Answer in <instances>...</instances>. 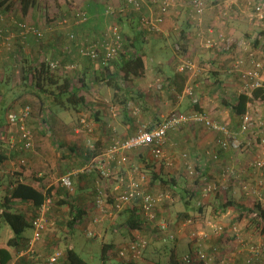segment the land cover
Wrapping results in <instances>:
<instances>
[{"label": "rangeland", "instance_id": "374dc122", "mask_svg": "<svg viewBox=\"0 0 264 264\" xmlns=\"http://www.w3.org/2000/svg\"><path fill=\"white\" fill-rule=\"evenodd\" d=\"M188 1L189 0H173V3L169 7L168 15L165 21L163 22L165 23L167 20L169 22V24L166 25L165 29L162 31V28H161V26L163 25L162 23L159 26L160 29L153 30V31H147L148 33L144 35V36H168L169 40L167 41V45H166L167 47L163 49L159 44H157V48L161 49V54L163 56L165 54H168V55L173 54L175 56L177 55L178 58L175 59L177 60L176 66L182 64L183 62H187V61L192 62V59L196 58L195 55H192L191 58L183 57V54L180 55L182 49L180 48V44L176 42V38L179 37L178 32L179 31L181 32L183 29L182 25L183 24L185 25V22L189 20L188 15H187ZM9 2H12V0H8L2 5H0V94L3 93V99L0 100V122L1 120H3L2 123H0V130L2 133H5L7 135V138L10 136H13L15 137V140H16L18 137V128L13 125L10 126L6 123V116L8 113L6 108L10 104L11 100L15 98L16 99V102H15L16 105L14 106L15 109L24 104H29L31 106V113H30L29 118L26 120V126L30 130L31 137H32V149L31 150L18 151L17 156H14V157L13 155L10 156V154L7 153V155H9V157L12 159L11 161L16 163L15 169L17 170L13 174H18L19 173L18 170H21V168L25 170L26 169L25 165L27 164L28 157H30L31 154H33V152L38 148V146L45 145L47 147L46 155L43 157L45 159H41L40 161L43 164L39 163L40 167L42 168L45 167V170L42 169L41 171L42 176H46V173L49 170V168H52L50 170L51 176L45 177V179H49V183L55 182V181L58 182L61 176L69 172L70 173L75 172V174L73 175L74 176L73 182L74 180L81 181L83 180V178L80 176L89 174L90 172H88L86 169L84 170V172H80V170H82L84 167L89 165V164H86L87 157H89V155L91 156L96 148V145H95L96 137H94V134L96 132V129H95L96 126H94L95 120L93 119V116L91 115V111L92 110H94V112L98 111L100 112L101 117L103 118L107 117L109 121L113 122L115 118L114 115H116L117 117L118 115L117 113L119 112V110L117 106L110 103V96L113 91H111V93L109 94L105 81L98 82V83H95L94 81V76L96 74H99L98 73L99 71H102V67L96 63H93L92 61L86 58H81L77 53V46L81 44H88L89 42L93 40L101 39L103 34L106 32L107 28L113 23H116L117 25L120 24L119 27L122 30V32L129 30V32H132L130 33L132 35L133 34V30H131L132 28L129 27L128 24H122L117 17L131 15L134 18L136 13H134L135 11H133L126 5V0H36L35 4L28 10V13L26 15H23L21 13V6H20L19 0H15L12 3L11 7L7 9L6 5ZM89 3H91L95 7H97L99 4L101 8L95 11H90L88 7ZM206 3L209 6L212 5L211 0H206ZM106 8L112 9L115 12V15L108 16V14L105 13ZM157 10H158L157 4H152L150 0L143 1L142 9L139 12H137L139 13V16H140L139 17L140 29L144 28L142 24V18L143 17L150 18L151 16H153V13H155ZM77 11L86 12L87 19L82 22H76L77 19L75 17V13ZM207 11L208 12L210 11L213 14H215L217 13L218 9L210 8ZM213 18L214 16L211 18L209 16L207 17V21H208L207 25L202 24L201 26H197V25L195 26L192 23L194 27L192 28V31L187 30L188 31L187 33H189L190 36H193L195 40L199 41V39L197 38L198 36L197 33L200 30H203V27L206 29V28H210L212 25L216 26L214 24V21H212ZM20 20L21 22H23V24H20V25H26L23 31L14 26V22L15 21L17 22ZM211 21L213 23L210 24ZM117 22H120V23L118 24ZM95 26H98V28L95 29ZM99 26H102L101 30H99ZM27 27L28 28L34 27L35 29H38L42 33L43 37L41 39H36L35 37H33L32 38L33 40H31V44L34 45L36 48H39L40 46L46 44L45 41H47L48 36H60L61 42L56 47V49L51 50L47 54L39 52L35 56L33 54L30 57L35 62L40 61L42 59H48V60L50 59V62L57 60L59 66L58 68H55V69L59 72L61 71L66 72V74L71 78L72 84L76 88H79L83 94H85L87 101L89 103L88 107L85 110L79 111V112L70 110L68 112H65V111H57V109H55L54 112L52 113L46 112V110H43V108H40V103L35 96L31 95L28 90L23 91L20 88V86L24 84L23 81L21 80V64H20L23 54L20 53L21 50L15 51L14 49L12 51V46L14 44H12L10 39L15 36H21V37L35 36L34 34L33 35L30 34V32L28 33L26 32ZM4 31H7V34H4ZM71 33H73L74 36H86V37L85 38L77 37L78 39L76 41L71 42L69 41V37H67V36H73V35H70ZM3 36H11V37L6 39ZM214 38H217V36H214ZM123 40L125 44L127 40L124 37H123ZM140 41L141 42L136 41V43L140 44V47L144 45L146 48L148 49L150 48L148 47L147 43H149L151 39L148 40L145 38L144 39L140 38ZM127 44H130V43L127 41ZM200 48L204 51H210L211 49H214L217 51V48L215 47L204 48L200 46ZM200 48H198L196 52H194L193 54H197V52H201L202 50ZM123 49L124 47L122 48V51L120 53L123 52ZM165 50H168V51H165ZM62 51L65 53L70 52L69 54L70 60H68L65 56L61 54ZM53 52H55V54H53ZM10 53L11 55L9 57H6ZM175 56H173V58H175ZM255 57L264 61V51H262L261 53H257ZM79 64H81L82 66L86 65V67L90 66V69L92 68V70L98 69V72L96 74H94V72L91 71L85 75L84 82L87 84V87H84L83 83L80 81V77L82 73L78 71ZM198 66L205 68V66L200 63L197 64L196 66L197 69H199ZM108 67L109 69L113 68L112 65ZM202 72L204 73L207 71L203 70ZM199 74L201 77H203V80L205 76L207 75V73L205 75L202 73H199ZM230 76L234 77V75L232 74H230ZM193 78L188 79L187 84H185V82L182 83L183 81L181 78H177L175 82L176 88L173 87L172 90H170L177 97L180 95V97H182V101L187 103L188 106L190 107H192L194 103H198L199 101L198 99L199 97H201L200 90L195 85V82H193L194 81ZM236 83H239L238 84V90H239L241 86V82L238 80L236 81ZM162 87H163V81L161 82L158 81L154 89L161 90ZM180 87L182 88H181V91L179 92ZM187 87L191 88V93H187L185 91ZM202 95L203 96L206 95L208 99H211L209 97H213V96L217 98L215 101L216 105L214 109H212L213 112L214 111L215 112L214 114L212 113L211 117L213 116L215 120L228 124L229 129H231L232 131H237L238 129H236V127L238 125L239 118L233 115L231 116L230 112H228L229 107L227 105L223 106L222 104L223 97L220 96V91H217L216 95L215 94L209 95V93L207 92H204ZM177 99H179V97ZM209 103L211 105H214V103H211V102ZM249 108H251L254 112H257V113L259 111L264 112V102H255L251 104ZM189 111L181 110V113L188 114L190 113ZM216 115L220 116V118L217 119L215 117ZM260 116L264 117V113H262L261 115L260 114L253 115V117L255 118H260ZM80 118H84L86 120V123H88L90 127L85 129L86 127L81 126ZM70 125L72 126V130L70 128ZM184 125H189L190 127V126H194L195 124L188 123ZM182 126L168 133L167 142L169 139V142L171 141L172 143V144L170 143V147H169V149H171V152H168V150L166 149L167 142L164 147L165 155L171 158L172 165L167 166L165 164V159L155 160L156 162H154L153 161L154 159H153L149 161L147 165H145L144 164L145 162L143 160H140V162L136 160V155L138 154L137 152H139L140 149H134L133 151L129 150L130 152H127L128 160L125 165H121V166L116 165L115 167H110V171H111L110 176L111 177L113 176V178L111 179H114V177L117 178L120 175L125 176L126 174L124 173H127L129 171L128 167L132 165L131 167L135 168L136 172L145 176V178H147V182L149 183V180L151 181V167H152L151 164H153L155 167L156 166L155 163L158 164V167L161 168L162 174H164L165 176L168 175L169 177L170 174H175V173L178 175V178H179L178 180L181 181V183H183L179 187V190H172L173 188L172 186L162 184L160 183L159 180L155 181L154 185L148 184L149 190L153 194H156V195L162 194L164 198L156 207V215L158 219L160 217L165 218L168 223V227L164 231L165 232L164 234L167 235L166 242L168 243H171V240H175L176 234L174 232L180 231V226H178L177 228L176 226L179 224L180 221L178 219L180 218V216H182V212L184 210L183 205H182V199H181L184 188L188 190L198 191V192L195 191L196 196H195L194 202H196V204L206 205L203 212L200 213V212L194 211L195 213H190V217L187 218V220L190 219L192 220V222H199L197 224L204 223L206 220L222 222V217H216L212 215H215V212H213L214 206L221 205L225 201V197L223 196V193L222 195H220L218 191L215 193L213 192L211 194V198L206 199V197L209 194H207L206 192L204 193L203 191L204 185H198L195 181L197 179L195 176L189 177L185 173L186 164H185V160L182 159L181 154L182 152H186L188 154V151L185 145V143L187 142H184L186 137H183L182 141L178 139V137L185 135L184 131H181V129L183 130V128H181ZM201 126H202V129H204L206 133L212 132L210 129L205 128L202 124ZM191 130L193 131L196 130L195 131V134H196L198 128L191 127L189 131ZM201 131L202 130L200 127L198 132H201ZM49 132L52 134L51 136ZM62 132L74 135L75 138H78V139L79 137L78 136L76 137L77 134H80V136L83 137V148L81 149L80 158L76 156V159L75 157H72L69 160L64 159L65 157L63 156V154L66 153L67 151L66 147L68 146V144L60 136V133ZM37 134H40V136L38 137V140H36ZM43 134L45 135L41 137V135ZM54 134L56 135L55 137H57L59 141L54 139V137H52ZM245 136L246 135L241 134L238 136V138L245 137ZM75 138L73 140H75ZM116 138L121 139L119 137H116ZM112 139H113L112 136H109L107 137L106 141H103V143H107V144L106 146H102V150H101L102 153L105 152L104 149H106L109 145L112 144L111 142ZM238 140L241 144V139H238ZM6 142L9 143V139ZM240 148H242V146H240ZM85 153H87L88 155ZM187 158H188L187 160H189V163H191L192 159L189 158V154ZM68 164H71V165H68ZM59 165L62 168H64L63 175L54 174V171L57 170ZM131 167H129V169ZM228 167L232 168L231 166H227L226 168ZM31 170H32V167H31ZM31 173L32 172L29 173V176L31 175ZM35 173L37 174L38 172H35ZM9 176H12V175H9ZM33 177H36V176L33 175ZM213 180H216V179H212L211 181H208V182H213ZM10 181L11 180L8 177L2 179L1 185H0V197L3 196V194H5L6 188L10 184ZM245 182L249 184V182L251 181H245ZM226 183H229V182H226ZM107 185L108 184H106L105 182V183L98 185V187L104 186L106 188ZM115 185L116 184H114L113 187H115ZM113 187H112V191L110 192L108 191L109 195L114 192ZM236 187L237 185H234L233 189H237ZM200 190H201V193L199 192ZM73 191H76V186L74 184H73ZM95 194H96V189L91 195L93 201L91 200V196H90V199L87 202L80 201V200L74 202L76 207L83 208V209L85 208V210L89 208L90 210L89 211L90 216L87 217L86 221H83L80 225L76 226V229L74 230V234L70 233V227L68 226V221H67L68 216H69L68 214L69 207L67 205H61L65 207V210L63 211V209H60L61 212L57 213L56 212L57 207H61V206L56 204V201L58 199L56 198L52 199V202H49L47 204L48 210L46 211V214H45V219L47 221V227L44 230V233L42 234L41 239L39 240V243L43 244V248H39L38 250V252L41 255L39 257H36V255H38L36 250L33 252L32 255L30 253L28 254L21 253L19 255V252H20L19 251L17 253V257H15L14 259L15 260L14 264L22 263L25 260L30 261L31 262L30 264H47V259H45L46 258L45 256L54 252L55 249L61 252V257L54 264H63L64 258H65L66 247L70 245L69 243L71 239H73L72 244L75 246V249L90 264H103L101 260L102 246L106 242L113 241L115 248L113 250H110V259L106 262V264H127L128 261L131 260L130 258H132V256L130 254H127L125 256H120L119 254H117L118 253L117 251L120 246L125 245L128 241L132 239V237L128 235V232L131 233V231H129V229H126L120 226L119 218H120L121 212L115 215L114 219L105 220L101 224L94 225L92 223V216L95 214V211H96ZM71 198L69 199L74 201V198L73 197ZM215 198L217 199V202L215 201ZM21 210H24V209H21ZM229 210H231V212H230V215H228V217L233 214V217L232 219H230V221L237 223V225L240 228L241 234L243 235V237H245L246 240L253 236L252 241L258 242L261 240L262 242H264V235L258 233L256 229H254L253 227L255 224H256L255 226H257V224L261 225L259 221L255 220L256 217L251 218L249 215L248 216L244 215L243 217L240 218L238 217L239 212L235 213L233 212L231 208ZM248 217H250V219ZM52 222H54V224ZM252 222L254 224H251ZM1 225L3 227L4 226L8 227L5 223H2ZM197 227H199V225H197L194 228H197ZM261 227L262 225L259 226V228ZM88 230H91L93 232L92 235H88L87 233ZM113 230L115 232H113ZM184 231L187 232L186 237L188 238L182 237L183 242H185L186 239L187 240L189 239L188 231L185 230V228H184ZM32 233H33L32 228H27L23 236L24 237L31 236ZM137 234L147 239V241L149 242L148 243L149 246L152 245L153 240L156 241V239L164 238L163 234L157 231L154 224L151 227L148 226L147 228H144L142 231L134 230V235L136 236ZM170 234H172L173 237H171ZM231 236L232 235H230V238L233 239L234 236L233 237ZM5 237H6L5 231L2 230L0 233V242L5 241L6 239ZM231 239H229L228 241H230ZM158 241H161V240H158ZM27 247L28 245L25 246V249ZM25 249L23 248L21 249V251H25ZM158 251L164 252L161 248ZM158 251L154 250L155 253L150 254L148 256H152L154 257V259H156ZM219 251L224 252L225 246H223V248L220 247ZM144 254L145 253L143 252V254L140 255L141 256L139 257L140 259L137 260L138 264H146L144 260ZM135 259H138V258H135Z\"/></svg>", "mask_w": 264, "mask_h": 264}, {"label": "crops", "instance_id": "0c3cea01", "mask_svg": "<svg viewBox=\"0 0 264 264\" xmlns=\"http://www.w3.org/2000/svg\"><path fill=\"white\" fill-rule=\"evenodd\" d=\"M212 5H208L205 2V8L206 10L213 8V9H220L227 12V14L218 12L213 14L212 12L206 11L204 15V22L203 24L208 23L207 17L210 18L214 16L213 20L214 24L216 26H213L214 35L222 34L224 37V42L227 41V44L223 42L224 48L223 50L217 49H211L210 51H204L200 48V41L195 40L193 36L185 37L183 36L182 42V51L180 55L183 54V57L191 58L192 55H195L196 58L192 59L193 64L195 67L197 64H203L205 68H202L200 66L199 69H195L193 72H180L177 70L176 63L177 60H175L177 55L173 54H165L164 56L161 54V49L157 48V44H159L163 49L167 46V41L169 40L168 36H142L141 39H148L149 43H147L149 49L146 48L144 45L141 47L140 53L143 54V59L145 62V75L142 77H134L131 82L128 84V88L138 91L141 93L140 96H136V98L131 99L127 102L126 106H121L119 104H116L115 106L118 107L119 112L117 113L114 118V121H109L107 117L103 118L101 115H99L100 119L99 121L95 120L94 126L96 129V132L94 134V137H96V140L99 139L102 141V146H106L107 143H103V141H106L107 137L109 136H116L121 139H124L126 137H129L133 135L138 128L141 126H146L148 128H151L155 126L163 116L167 115L170 111H178L181 113V110H190L191 107L188 106L187 103L182 101V97L180 95L178 97L174 95L170 90H172L173 87L176 88L175 82L177 78L182 79V83L185 82V84L188 83V79L193 78L195 82V85L200 90L201 97H199V105L203 112H207L210 116L212 113L214 114L213 110L216 103V99L214 96L209 97L211 99H208L206 95H202L204 92L209 93V95H216L217 91H220V96L223 97L222 104L223 106L227 105L226 103L232 102L235 97L236 93L238 92V84L236 81L239 79L236 75L234 77L230 76L229 67L231 62L234 58H237L239 56L245 57L248 52L250 51H256L259 50L260 52L264 51V42L261 41L259 44L256 42V33L258 31L257 28H255L253 25L249 24L244 16V8H246V0H211ZM92 3V2H91ZM91 3L88 4L90 11H95L97 9H100L101 6L98 4L97 7L93 6ZM210 22L213 23V22ZM169 24L168 20L163 23L161 26L162 31L165 29L166 25ZM186 27V28H185ZM194 25L191 23L190 20H187L185 22L184 28L186 29V32L192 31V28ZM98 26H95V29H97ZM102 26H99V30H101ZM188 30V31H187ZM89 31V30H88ZM70 35L73 36H67L69 37V41L74 42L78 38H85L86 36H74L73 33ZM78 37V38H77ZM33 36L29 37H21V36H15L10 39L12 44V51L15 49V51H20L21 54H29L34 56L38 54L39 52L42 53H49L51 50L56 49V47L60 44L61 39L60 36H48L46 44L40 46L39 48H36L34 45L31 44V40ZM179 40L180 38L177 37L176 40ZM67 40V39H66ZM129 43L130 41L127 40ZM126 43L123 45L124 49L123 51L127 54L136 53V48L133 47L130 44ZM44 42V43H45ZM133 42H136L135 37H133ZM177 42V41H176ZM138 46V45H137ZM200 48L202 51L197 52V54H193L196 52V50ZM64 51V50H63ZM61 52L63 56H65L68 60H70V52ZM168 51V50H165ZM55 54V52H53ZM66 54V55H64ZM11 55L8 54L6 57H9ZM179 55V54H178ZM175 56V58H173ZM78 71L82 73L83 76H85L88 72L93 71L94 74L98 72V69H90L89 67L82 66L81 64L78 65ZM207 69V70H206ZM197 70V72H196ZM203 70L207 72H202ZM200 71V72H199ZM206 74L209 73V78H215V84L211 83V80H203V77L200 76L199 73ZM238 79V80H237ZM158 81H163V87L161 90L154 89L156 86V83ZM182 85V84H181ZM127 86V85H125ZM109 94L113 89L109 86H107ZM110 89V90H109ZM217 90V91H216ZM166 91V92H164ZM114 91L112 92L110 96V103L113 105L114 99H113ZM239 94V93H238ZM174 95V96H173ZM208 99V100H207ZM214 103V105H211L209 102ZM228 106V105H227ZM229 107V106H228ZM257 107V106H256ZM121 108V109H120ZM194 110V109H193ZM230 114L232 112L230 111V108L228 110ZM261 113H264L261 111ZM233 115V114H232ZM231 115V116H232ZM217 119L220 118V116H215ZM212 118H214L212 116ZM222 118V116H221ZM232 119V117H231ZM93 124V122H92ZM183 125V126H182ZM181 131H184L185 135H182L178 137L181 141L183 140V137H186L184 142L189 154V158L192 159V164L195 166L198 171H200V174L203 175L204 179L203 181H199L198 185H203L204 183L213 180L212 183H215L217 185V189L215 192L223 193L225 195V199H236L239 202L244 203L245 205L252 204L253 197L246 195L244 193V190L241 188V184L246 183L245 181H251L250 184L254 185L256 182V179L259 177L260 172L253 166V162L256 159H262L264 160V144H262L260 141H256L253 138H249V136L241 137V146L242 148L237 150H222L220 146L218 145V140L221 134H218L216 132H210L206 133L204 129H202L201 123H195L194 126L184 125L182 124ZM191 127L198 128L197 133L195 134L196 130H190ZM201 127V132H198ZM70 128L72 130V126L70 125ZM75 129V128H74ZM44 132V131H42ZM212 133V134H211ZM50 136L52 135L49 132ZM173 134V133H172ZM175 134V133H174ZM194 134V135H193ZM2 136L7 137L5 133L1 134ZM45 134L41 135L44 136ZM213 135V136H212ZM40 134L36 135V140H38V137ZM56 135L54 134L52 137L54 139L58 140ZM60 136L66 141L68 144L66 153L63 154L65 157L64 159L69 160L72 157L76 156L80 158L81 155V149L83 148V137L80 136V134H77L75 138L74 135H71L69 133L62 132L60 133ZM75 138V140H73ZM113 140V139H112ZM119 140V139H118ZM0 141H3L5 145H7V153L14 156H17L18 151L17 149H12L11 144L6 142L5 139H0ZM59 141V140H58ZM112 142V141H111ZM110 142V143H111ZM80 143V144H79ZM169 139L167 142L166 149L168 152H171ZM172 144V143H171ZM110 145L104 149V153H101L97 156H91L87 157L86 164H91L96 162L99 158H102L108 168L115 167L117 164L115 160H109L107 157L108 149ZM47 147L45 145L38 146V148L31 154L30 157H28V161L26 166V169L24 170L21 168V170H18V174H13L17 169H15V162H12L11 158L8 155V158L4 161V163L0 166V185L3 178H9L10 184H13L16 180H20L22 182H25L27 184H30L34 186L35 188L39 190H46L48 188H52V199H66L71 200L73 197L74 202L75 201H89L90 196L93 194L94 190L98 188V185L105 183L108 184L107 188L108 191H112V187L114 184H116V178L113 176H109L108 178H101V176L98 174L96 170L90 171L89 174L82 175L80 177L83 178V180L78 181L74 180L73 184L76 186V191L68 192L69 190L66 189V187L62 186L58 182H51L49 183V179H45L46 176H51L50 170L52 168H49V170L46 173V176H42L41 171L42 169L45 170V167L42 168L39 166V163L43 164L41 159L46 155ZM133 151V150H132ZM130 152V151H129ZM211 152H217L219 155V158L217 160H213L210 158L209 153ZM136 160L140 162V160H143L145 165L149 163V161L153 160L154 158L150 155V151L148 148H140V151L137 152ZM20 154V153H19ZM87 154V153H85ZM88 155V154H87ZM171 155V154H170ZM90 156V155H89ZM172 156V155H171ZM166 158L171 163V158L166 155ZM73 159V160H75ZM190 159V160H191ZM154 162L155 159L153 160ZM76 163V162H75ZM164 163V162H163ZM126 164V163H125ZM123 164V165H125ZM71 165V164H68ZM67 165V166H68ZM155 170L157 173H161V168L158 167V164L155 163ZM165 165V164H164ZM172 165V163H171ZM121 166V165H120ZM132 166V165H131ZM129 166V167H131ZM170 166V165H167ZM227 166H231L234 169V177H231L230 179H227L224 177V170ZM32 167V170H31ZM128 172L124 173L127 177L131 174V170L133 167L129 169ZM36 168V169H34ZM63 169L60 165L58 166L57 170L54 171V174H60L63 175ZM186 167H185V173H186ZM31 175L29 176V173ZM35 172H38L37 174ZM187 174V173H186ZM12 175V176H9ZM35 175L36 177H33ZM136 175V173H134ZM16 176V177H15ZM169 176L174 177L178 181V175L170 174ZM111 179V180H110ZM207 179V180H206ZM264 179V174H263ZM198 182V179L195 180ZM229 182V183H226ZM49 183V184H47ZM201 183V184H200ZM237 185V189H233V186ZM201 187V186H200ZM114 189V187H113ZM173 190H179L173 189ZM194 192V190H191ZM196 191V190H195ZM69 193V195L67 194ZM198 192V191H196ZM201 193V190L199 191ZM214 192V193H215ZM114 193V192H113ZM113 193L111 195H113ZM205 193V192H204ZM262 193L264 195V190L262 189ZM209 194L206 199L211 198L212 193ZM196 196V193H195ZM71 198V199H69ZM91 200L92 196H91ZM110 203L112 202V198L109 197ZM215 201L217 202V199L215 198ZM15 205L17 207H21L23 212L30 213L31 209L29 204L22 203L21 201H14ZM93 204V203H92ZM68 206V204H67ZM60 209L65 210L64 206H61ZM85 209V208H84ZM226 209L225 211L219 210L216 206H214L213 212H215L216 217H222V221L226 222L227 224L232 219L233 214L230 215L231 210ZM232 209V208H231ZM89 208H87L86 212L88 216H90ZM57 213H60L61 210H56ZM224 217V218H223ZM115 216L112 218L114 219ZM5 231L6 239L5 241L12 236V232L9 227L2 226L1 231ZM119 230V229H118ZM113 232H115L113 230ZM1 233V232H0ZM176 239L174 242H171L170 244L174 243L176 247L181 252L180 257L187 251L188 249V240L186 239L185 242L182 241V237L187 236V232L184 230L182 231H175ZM231 235V234H230ZM227 236L222 237H214L209 242V248H220L225 246V250H229L230 246H228V239ZM31 236H27L25 238L30 240ZM253 237V236H252ZM250 237V238H252ZM188 238V237H186ZM254 239V238H253ZM3 241V242H5ZM27 241V243H28ZM261 241V240H260ZM223 245V246H222ZM27 246V245H26ZM39 248H43V244H40L39 241L35 244V250L39 255H41L38 250ZM25 249V248H24ZM217 249V250H218ZM17 257V256H16ZM25 260V259H23ZM21 260V261H23ZM15 260L13 259L9 264H14ZM30 261L25 260L22 263L18 264H30Z\"/></svg>", "mask_w": 264, "mask_h": 264}, {"label": "built area", "instance_id": "2783aa9c", "mask_svg": "<svg viewBox=\"0 0 264 264\" xmlns=\"http://www.w3.org/2000/svg\"><path fill=\"white\" fill-rule=\"evenodd\" d=\"M144 0H126V5L135 12H139L142 9ZM152 4L158 5V10L153 13L150 18H142V24L148 31L158 30L159 26L165 21L170 5L173 0H150ZM204 0H189L188 1V18L195 26H201L203 24V18L205 12ZM121 12V10H120ZM119 12V13H120ZM106 14L115 12L106 8ZM223 13V11H222ZM245 19L251 25L264 26V0H246V8L243 11ZM224 14L227 12L224 10ZM77 19L76 22H82L87 19V14L84 11H77L75 13ZM23 30L26 25H22ZM213 26L210 28H204L197 33V38L200 41V46L204 48L215 47L219 50L224 48V37L222 34L214 35ZM27 33L34 34L38 39L42 37V33L34 27H27ZM179 36H190L189 33L182 31L178 32ZM217 36V38H214ZM8 39L11 36H3ZM264 42V41H263ZM227 44V41L224 42ZM124 40L120 32L119 25L116 23L111 24L101 39L93 40L88 44H81L77 46V53L81 58H86L93 63L103 66L111 65V61L115 60L122 51ZM178 45V44H177ZM257 53H261L259 50L250 51L243 57L239 56L235 58L229 67V72L232 75H236L241 86L238 90L239 93L250 92L254 88H264V61L255 57ZM52 69L58 68L59 64L57 60L50 62ZM196 69L193 62L187 61L178 65L177 70L180 72H193ZM197 72V70H196ZM187 93H191V88L187 87L185 90ZM251 105V104H250ZM249 105V107H250ZM263 112V111H262ZM31 113V106L29 104L19 106L18 108L7 113L6 122L8 125H13L18 128L17 141L19 142V148L25 151L32 149V137L30 130L26 126V120ZM262 114L261 111L254 112L251 108L240 116V125L237 131L229 129L228 124L219 122L212 118L207 112L193 110L188 114H182L177 111H170L167 115L153 127L148 128L141 126L131 136L124 138L123 140H113L108 149L107 157L109 160H115L118 165H123L128 160L129 150L148 148L151 156L155 159H165L166 165H171L170 161L166 158L164 147L167 142L168 133L174 131L182 124L188 123H201L205 128L210 129L213 132L221 134L218 140V145L222 150H237L240 149V142L238 136L244 134L253 138L256 141H260L264 144V117L255 118L253 115ZM80 123L83 127H90L84 118H80ZM0 133V139H5L14 146L16 140L15 137H5ZM210 158L213 160L218 159L217 152L209 153ZM182 159L185 160L187 175L197 176L200 174L198 169L189 163L187 160V153L182 152ZM24 161V160H22ZM253 166L260 172L259 177L256 179L254 185L243 183L241 188L246 195L253 197L252 204L246 206L250 209L253 208L256 202L261 204L264 208V160L256 159L253 162ZM93 171L96 170L102 178H108L110 176V168H108L102 158H99L96 162L84 167L80 172L84 170ZM136 173V175H134ZM75 172H69L61 176L59 183L66 187L69 191H73V175ZM224 177L230 179L234 177V170L232 168H226L224 170ZM116 185L114 187L113 195H109L105 192V187L101 186L97 188L95 194L96 211L92 218L93 224H101L105 220L112 219L119 212L123 211L127 207L138 206L141 213L144 215L149 223L154 224L158 232L165 233L164 231L168 227V223L165 218H157L156 207L164 199L162 194H153L148 187L147 178L136 172V169L131 170V174L127 177L120 175L116 178ZM217 189V185L212 182H206L203 187V191L206 193H213ZM112 198L111 203H107L108 198ZM51 202L48 198L39 208V214L31 219L32 237L28 241V247L21 253H30L31 255L35 251V244L38 242L44 230L47 227V221L45 219L46 211L48 210L47 204ZM257 213L254 211L247 212L245 216L251 218L256 217ZM250 217H248L250 219ZM147 222V221H146ZM54 224V222H52ZM199 222H192L188 219L180 226V231L187 230L189 234L188 239V251L180 258L177 264H264V243H257L252 241L251 238L247 240L240 232V228L237 223H225L221 221L206 220L204 223L197 224ZM199 225V227H196ZM88 235H92V231H87ZM232 235L233 239L228 241L230 245L229 250L226 252L216 251L210 253L208 250V244L214 237L218 238L223 235ZM173 237L172 234H170ZM147 246V239L137 234L135 239L127 242L125 245L120 246L118 254L125 256L130 254L133 258H139L142 251ZM60 252L55 251L48 257L50 263H54L59 257ZM242 258L241 261H238Z\"/></svg>", "mask_w": 264, "mask_h": 264}, {"label": "trees", "instance_id": "16d2710c", "mask_svg": "<svg viewBox=\"0 0 264 264\" xmlns=\"http://www.w3.org/2000/svg\"><path fill=\"white\" fill-rule=\"evenodd\" d=\"M6 1L8 0H0V5H2ZM14 1L15 0H12V2H9L6 5V8L7 9L10 8ZM19 1H20V6H21V13L23 15H26L28 13V10L35 4L36 0H19ZM222 11L223 10L218 9L217 13L218 12L222 13ZM134 13H136L137 15V16L135 15L134 18L131 15L119 16L117 18L122 24H128L129 27L132 28L131 29L133 30L132 35L130 34L132 32H129V30L122 32V30L120 29V32L122 36L126 40H129L131 45L136 48V53L126 54L123 51L122 53L118 55V57L115 60L111 61L110 64L113 67L112 69H109L108 66H103L102 71H99L98 72L99 74H96L94 76L95 83L105 81V84L113 89L114 91L113 101L115 103L114 105L119 104L121 106H126L129 100L136 98V96L141 97V93L138 91L129 89L128 84L131 82V80L134 77H142L145 75V71H146L145 62L143 59V54L140 53V50L142 48L140 47V44L133 42V37H135L137 42H141L140 38L144 36L146 33H148L147 32L148 30L146 28L140 29L139 13L137 12H134ZM113 15L115 14L113 13L108 14V16H113ZM120 22H117V23L119 24ZM20 24H23L21 20L14 22V26L23 31V26ZM253 26L258 29L257 34H256L258 38H256V42L259 44L261 41H264V26L262 25H253ZM182 27H183L182 34H184V32H186V29L184 28V24L182 25ZM4 34H7V31H4ZM24 37L26 36H23V38ZM33 37L38 39L36 36H33ZM179 38L180 39L179 40L177 39L176 41L177 43L180 44V48L182 49L181 40L183 39V36H179ZM30 56L31 55L29 54H25L23 55L22 60L20 61L21 80L24 83L23 85L20 86V88L23 91L28 90L31 95L35 96L40 103V108H43V110H46V112L52 113L54 112L55 109H57V111L68 112L70 110H74L76 112H79V111L85 110L88 107L89 103L87 101L85 94H83L79 88H76L72 84L71 78L66 74V72H62V71L59 72L56 69H52L50 66V59L49 60L42 59L40 61L35 62ZM209 77H210L209 73H207L204 79L211 80L210 82L213 84L217 83L215 82V78L211 79ZM84 78L85 76L81 75L80 81L83 83L84 87H87V84L84 82ZM181 88L182 87L179 88V92L181 91ZM238 93L239 92H237L235 97H233L234 99L232 100V102L226 103L229 106L230 111L232 112L233 116L239 118L236 129H238L240 125V116L243 115L248 110L250 104H253L255 102H264V88L263 87L254 88L250 92V94H247V93L238 94ZM2 99H3V93L0 94V100ZM15 102H16V99L13 98L10 104L6 108L8 112L15 109L14 108V106L16 105ZM191 108H192V111L193 109L197 111H202L199 105V101L198 103H194ZM93 112L94 110L91 111V115L93 116V119L96 121H99L100 112L98 111L94 113ZM2 121L3 120H1L0 123H2ZM80 125L83 126L82 123H80ZM87 128L88 127H86L85 129ZM0 133H2L1 130H0ZM112 138L113 140H117L116 136H112ZM119 140H122V139H119ZM95 145H96V148L91 156H97L102 153L100 150L102 141L97 139ZM7 149H8L7 145H5L3 141H0V166L8 158ZM12 149H17V151H25L19 148V142L17 141V139H16L14 146H12ZM187 157H188V154H187ZM151 165H152L151 181L149 180L148 184L154 185V182L159 180L160 183L162 184L172 186L173 187L172 190L179 188L183 184L181 183V181L179 180L177 181L174 177H170V176L168 177V175L165 176L164 174H162V172L157 173V171L154 169L155 168L154 165L153 164ZM196 178L198 179V182H196L197 184L199 183V181H203L204 179L203 175L201 174H198ZM51 191H52V188H48L42 191L20 180H16L15 182H13V184L7 186L5 194H3V196L0 197V232L2 229L1 224L5 223L10 228L12 232V236L8 238L5 242H0V264H9V262L15 259V257L17 256V253L21 251V249L25 248L26 245H28L27 244L28 239L25 238L23 234L27 228H31V219L35 218L39 214V208L41 207V205L48 198L52 197ZM68 192H72V191H68ZM68 192L67 194L69 195ZM105 192L108 193L107 186L105 188ZM195 193H196L195 191L193 192L185 188L183 189V194H182L181 199H182V205H183L184 210L182 212V216H180V218L178 219L180 222L176 226V228L178 226H181L182 223H184L187 220V218L190 217V213H195L194 211L201 213L204 211L206 207L205 204H196V202H194ZM220 195H222V193H220ZM16 200L21 201L22 203H25V204H29L30 209H31L30 213H27L25 211L23 212L19 207H17L14 204L15 203L14 201ZM107 203H110V202L107 201ZM56 204L59 206L68 204L69 216H68L67 221H68V226L70 227V233L74 234V230L76 229V226L80 225L83 221L87 220L88 214L86 210L83 208L76 207L74 204V201L72 200H66V199L59 198L56 201ZM216 207L217 208L219 207L220 212L225 211L226 209L230 207L232 208L233 212L235 213L239 212L238 217L240 218L246 215V212H250V211L256 212L257 216L255 220L259 221L262 227L259 228V226H261L259 224H257V226H255L256 225L255 224L253 227L254 229H256L258 233L264 235V208L261 207V204L259 202H256L253 208L250 209L244 203L239 202L236 199H227V200L225 199V201L221 205H218ZM56 210L60 211V207H57ZM119 219H120L119 220L120 226L126 229H129V231H131V233L128 232V235L132 237L130 241L135 239L134 230L142 231L144 228H147L148 226L149 227L153 226L152 223H149L148 220H146L144 215L139 210L138 206H132V207L125 208L123 212L121 211ZM251 224H254V223L252 222ZM161 234H163L164 238L156 239L157 242L153 240L152 245L149 246L148 244L149 242L147 241V246L141 253V254H143V252L145 253L144 254L145 263L146 264H177L180 261L179 256L181 252L179 251V249L176 247L174 243L170 244L166 242L167 241L166 234L164 233H161ZM223 236H226V235H223ZM175 239H176V236H175ZM227 239L228 240L231 239L229 234L227 236ZM158 240H161V241H158ZM174 241L175 240H171V242H174ZM72 242H73V239L70 240V243H69L70 245L66 247L65 258H64L63 264H90L75 249V246L72 244ZM260 242L264 243L262 241H258L257 243H260ZM114 248L115 246H114L113 241L106 242L103 244L102 250H101V260L103 264H106V262L110 259V250H113ZM160 248L164 252L158 251ZM217 249L218 248H215V247L214 249L209 248L208 246V250L210 253L219 251V249L218 250ZM154 250L158 251L156 259H154V257L152 256H148L150 254H154L155 253ZM51 254H48L45 256L46 257L45 259H47V264H54L61 257V252H60V255L57 258V260L54 263H50L48 260V257ZM39 256H40L39 254L36 255V257H39ZM130 259L131 260L128 261L127 264H138L137 260H139L140 258L135 259L132 257ZM241 260L242 258L238 259V261H241Z\"/></svg>", "mask_w": 264, "mask_h": 264}, {"label": "clouds", "instance_id": "9594fccd", "mask_svg": "<svg viewBox=\"0 0 264 264\" xmlns=\"http://www.w3.org/2000/svg\"><path fill=\"white\" fill-rule=\"evenodd\" d=\"M88 172H90V171H88ZM99 174V173H98Z\"/></svg>", "mask_w": 264, "mask_h": 264}]
</instances>
